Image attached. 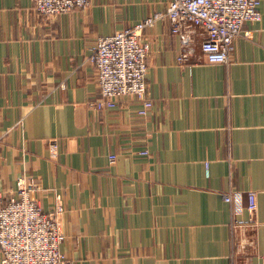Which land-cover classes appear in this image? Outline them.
Segmentation results:
<instances>
[{"label": "crops", "instance_id": "1", "mask_svg": "<svg viewBox=\"0 0 264 264\" xmlns=\"http://www.w3.org/2000/svg\"><path fill=\"white\" fill-rule=\"evenodd\" d=\"M171 1L90 0L45 17L34 0H0V204L19 176L36 177L43 209L65 207L73 264H264V0L227 64L200 52L180 64L169 19L147 27L149 114L135 95L92 106L98 37ZM230 189L258 206L237 254L232 223L251 217L224 200Z\"/></svg>", "mask_w": 264, "mask_h": 264}, {"label": "built area", "instance_id": "2", "mask_svg": "<svg viewBox=\"0 0 264 264\" xmlns=\"http://www.w3.org/2000/svg\"><path fill=\"white\" fill-rule=\"evenodd\" d=\"M89 3L90 0H34L36 11L45 17L85 8ZM260 5L261 0H172L166 11L157 12L134 27L98 37L88 58L98 69L101 89L92 106L111 109L124 96L135 95L142 102L138 114H149L153 100L147 81L151 42L143 37L147 27L165 17L169 19L173 34L181 42L180 64L192 63L193 58L199 57L198 52L208 63L227 64L236 39L249 36L244 25L262 20ZM115 157L112 155L111 159ZM42 189L34 176L22 175L13 194L0 204V264H73L62 250L66 240L61 228L65 208L59 204L51 211L44 210L37 197ZM223 197L236 214L246 208L251 217L249 224L237 220L232 223L237 254L246 244L239 239L240 231L256 225V194L249 192L246 207L243 191L230 189Z\"/></svg>", "mask_w": 264, "mask_h": 264}, {"label": "rangeland", "instance_id": "3", "mask_svg": "<svg viewBox=\"0 0 264 264\" xmlns=\"http://www.w3.org/2000/svg\"><path fill=\"white\" fill-rule=\"evenodd\" d=\"M22 175H25V174H22ZM22 175H21V176H22ZM28 175H29V174H28ZM31 176H32V175H31ZM19 177H20V176H19ZM19 177H18V178H19ZM35 178H36V177H35ZM36 179H37V178H36ZM17 180H18V179H17ZM39 182H40V181H39ZM58 205H59V204H58ZM64 208H65V207H64Z\"/></svg>", "mask_w": 264, "mask_h": 264}]
</instances>
